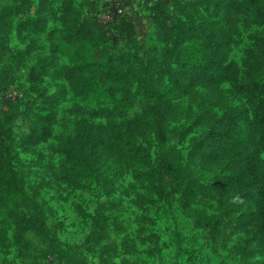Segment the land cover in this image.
<instances>
[{
  "label": "rangeland",
  "instance_id": "374dc122",
  "mask_svg": "<svg viewBox=\"0 0 264 264\" xmlns=\"http://www.w3.org/2000/svg\"><path fill=\"white\" fill-rule=\"evenodd\" d=\"M63 1L28 0L27 11L21 17L36 21V30L25 29L20 35L16 27L19 18L9 38L14 51L30 46V54L19 66L12 86L19 94L16 101L19 116L13 125L10 149L16 191L8 193L6 200L0 198V264H261L264 239L249 221L254 207L253 189L232 186L225 166L204 153L212 126L197 122L203 107L201 98L185 95L175 100L179 113L169 122L172 139L166 146L182 155L187 176L207 190L208 196L196 208L220 217L218 243L213 241L211 228L198 226L183 210L179 194L165 199L154 188L151 170L161 150L154 134L132 141L133 146H141L144 160L140 157L118 164L88 148L90 165H83L79 173L70 177L64 174V150L72 144L71 139L81 126L133 118L142 111L140 99L123 117H93L87 110L113 108L105 88L77 94L66 79L52 75L51 70L42 86L54 98L53 134L39 144L30 143L27 136L45 111L42 98L28 80L29 67L51 54L52 41L63 38V32H59V38L50 34L54 28H63L60 19ZM72 1L84 19H99L106 24L109 30L106 46L111 54H122L140 69L150 63L155 71L149 68L148 72L153 75L167 66L168 43L159 37V25L153 14L156 4H167L168 0ZM196 1L207 2L199 7L202 16L216 18L217 10L213 8L220 0ZM16 2L0 0V11ZM243 17L247 18L242 21L246 28L225 50L227 61L240 68L245 65L249 45H260L264 39V25L256 21L255 15ZM202 19L198 16V27ZM123 22L130 23L133 31L122 32ZM170 61L175 65L174 59ZM65 63L70 64V60L60 55L59 64ZM172 76L168 74L165 81ZM223 87L229 84L224 83ZM234 104L247 106L245 98L235 99ZM227 110L215 108L218 114ZM257 162L264 170V153L259 154ZM99 217L106 223L107 235L99 244L88 243ZM16 218L36 226L24 234L28 245L17 241ZM41 223L44 226L39 230L37 224ZM52 252H59L66 259H53L49 255Z\"/></svg>",
  "mask_w": 264,
  "mask_h": 264
},
{
  "label": "trees",
  "instance_id": "16d2710c",
  "mask_svg": "<svg viewBox=\"0 0 264 264\" xmlns=\"http://www.w3.org/2000/svg\"><path fill=\"white\" fill-rule=\"evenodd\" d=\"M46 1L42 0L43 3ZM203 4L207 2L168 0L167 4L155 5L153 18L159 25V37L168 43L165 50L168 62L162 71L153 75L148 72L149 68L155 71L152 64L147 63L140 69L122 54H111L106 46L109 40L106 24L99 19H84L72 0H64L60 16L63 28L50 31L57 38L59 32H63V38L52 41L51 54L29 67L28 80L42 98L45 112L38 116L37 124L27 138L36 145L53 134L54 98L42 86L51 70L52 75L66 79L77 94L105 88L113 108L87 110L93 117H123L125 111L140 99L142 111L133 118L81 126L71 139L72 144L64 150V174L70 177L79 173L83 165H90L88 148L118 164L140 157L144 160L141 146H133L132 141L154 134L161 147L159 160L151 170L154 188L165 199H170L173 193L179 194L183 210L198 226L211 228L213 241L218 243L220 217L196 208L208 196L207 190L187 176L182 155L166 146L172 139L169 122L179 113L175 100L185 95L201 98L203 107L211 105L198 112L197 122L212 126L211 139L204 153L210 160L225 166L232 186L253 189L254 207L249 221L264 239V170L257 162L259 154L264 153V39L260 44L262 49L259 44L249 45L242 68L228 62L225 52L242 35V28H246L242 21L247 18L243 16L254 14L256 21L264 25V0H220L213 8L217 10L215 19L202 16L199 7ZM27 6L28 0H17L0 11V198L3 200L8 193L16 191L10 149L13 125L19 116L17 98L7 97L5 92L15 86L17 70L30 54V46L14 51L9 38L19 18L16 27L20 35L25 29L36 30V21L21 17ZM198 16L203 17L199 27ZM122 26V32L133 31L128 22H123ZM60 55L68 57L70 64H59ZM170 73L173 76L166 82L165 77ZM224 83L229 87L224 88ZM238 98L246 99L245 108L235 106L234 100ZM215 108L229 110L218 114ZM16 223L17 241L28 245L29 240L24 234L36 226L25 224L21 218H16ZM37 225L39 230L44 226L43 223ZM106 235V223L101 217L96 218L95 229L87 242L99 244ZM261 253L264 255V250ZM49 255L54 259H66L59 252Z\"/></svg>",
  "mask_w": 264,
  "mask_h": 264
},
{
  "label": "built area",
  "instance_id": "2783aa9c",
  "mask_svg": "<svg viewBox=\"0 0 264 264\" xmlns=\"http://www.w3.org/2000/svg\"><path fill=\"white\" fill-rule=\"evenodd\" d=\"M7 97H11L13 99H16L18 97V92L17 90L14 89V87L9 88L6 92H5ZM54 259V258H53Z\"/></svg>",
  "mask_w": 264,
  "mask_h": 264
}]
</instances>
